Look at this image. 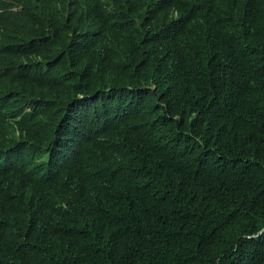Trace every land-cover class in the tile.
Segmentation results:
<instances>
[{
	"label": "trees",
	"instance_id": "1",
	"mask_svg": "<svg viewBox=\"0 0 264 264\" xmlns=\"http://www.w3.org/2000/svg\"><path fill=\"white\" fill-rule=\"evenodd\" d=\"M95 14L104 62L0 55V264H264V0Z\"/></svg>",
	"mask_w": 264,
	"mask_h": 264
},
{
	"label": "clouds",
	"instance_id": "2",
	"mask_svg": "<svg viewBox=\"0 0 264 264\" xmlns=\"http://www.w3.org/2000/svg\"><path fill=\"white\" fill-rule=\"evenodd\" d=\"M19 4L14 0H0V55L19 44L22 35H26L29 29L31 37L41 36L39 28L51 32L53 29L65 28L67 43L59 44L54 52V59L62 51L67 56L69 68L82 67L83 55L92 54L88 63L104 62L105 56L97 42L98 23L90 20L86 29L80 25L77 9L81 2H85L86 8L94 15L101 12V4L104 0H22ZM27 65L42 64L47 68L48 62L44 55L32 52L22 60ZM85 63V62H84ZM0 70L19 76L21 73L8 68L4 60L0 59ZM264 231V228L260 233Z\"/></svg>",
	"mask_w": 264,
	"mask_h": 264
}]
</instances>
